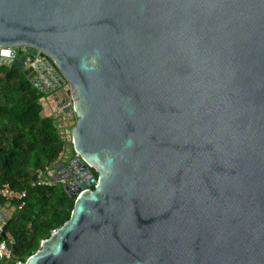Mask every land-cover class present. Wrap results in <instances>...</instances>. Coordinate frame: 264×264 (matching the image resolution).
<instances>
[{
	"label": "water",
	"instance_id": "water-1",
	"mask_svg": "<svg viewBox=\"0 0 264 264\" xmlns=\"http://www.w3.org/2000/svg\"><path fill=\"white\" fill-rule=\"evenodd\" d=\"M20 46L74 121L69 218L23 264H264V0H0Z\"/></svg>",
	"mask_w": 264,
	"mask_h": 264
},
{
	"label": "trees",
	"instance_id": "trees-1",
	"mask_svg": "<svg viewBox=\"0 0 264 264\" xmlns=\"http://www.w3.org/2000/svg\"><path fill=\"white\" fill-rule=\"evenodd\" d=\"M43 97L15 64H0V188L7 184L25 192L20 209L0 198V207H15L5 230L13 239L10 258L2 257L0 264L24 263L69 218L73 206L60 183L34 184L35 171L58 161L66 145L55 119L42 115Z\"/></svg>",
	"mask_w": 264,
	"mask_h": 264
},
{
	"label": "built area",
	"instance_id": "built-area-1",
	"mask_svg": "<svg viewBox=\"0 0 264 264\" xmlns=\"http://www.w3.org/2000/svg\"><path fill=\"white\" fill-rule=\"evenodd\" d=\"M19 57H22L25 61H26V65L27 66H34L35 63H38L40 61H42L43 59H45V56H41L40 52L37 51V54L35 56H31L29 53H27V47L26 46H20L17 48H6V49H0V64H6L4 63L5 61H13V60H17ZM46 60V59H45ZM42 103V102H41ZM50 113V117H53L55 119V124L58 126L59 128V132L61 130V127L58 123L59 120H63V121H67L66 119L63 118V113L61 112L60 109H58L56 112H49ZM70 122V121H69ZM61 134V132H60ZM62 136V134H61ZM62 138L66 141V145L67 146V139H65L64 136H62ZM70 142H71V138L69 137ZM64 147V149H65ZM63 149V150H64ZM64 154L63 151L62 153H60L59 157H58V161H56L55 163L51 164L50 166H48L47 168H45V170H39L37 169L35 171V176H36V180L34 182L35 185H45V186H52L55 183H60L61 185L70 182V178L67 176V171L66 170H62L60 172V177L58 176V170H54V166H56L60 161L64 162L63 167L66 166V164L68 163L63 161ZM53 171H55V174H53ZM25 197V192L24 191H15L12 190L7 184H4L1 188H0V198L4 199L6 202H17L18 206L16 207L17 209H20L23 206V202L22 200ZM13 211L15 209V207H12ZM13 243V239L11 237V235L6 234L5 233V237L3 239L0 240V253H1V258L5 257V258H10V249L9 246ZM15 264H23L20 261H17Z\"/></svg>",
	"mask_w": 264,
	"mask_h": 264
},
{
	"label": "rangeland",
	"instance_id": "rangeland-1",
	"mask_svg": "<svg viewBox=\"0 0 264 264\" xmlns=\"http://www.w3.org/2000/svg\"><path fill=\"white\" fill-rule=\"evenodd\" d=\"M60 127H61V134L62 136L65 137V139H67V146L65 147V149L63 150V158L62 160L67 162L68 160H70L71 158H73V154H72V147H71V142H70V130L74 125V121L69 122V121H63V120H59L58 121ZM12 210V209H11ZM13 211H11L12 214Z\"/></svg>",
	"mask_w": 264,
	"mask_h": 264
},
{
	"label": "crops",
	"instance_id": "crops-1",
	"mask_svg": "<svg viewBox=\"0 0 264 264\" xmlns=\"http://www.w3.org/2000/svg\"><path fill=\"white\" fill-rule=\"evenodd\" d=\"M42 106H44L43 107V111H42V115H48V113L50 112L49 107L45 103H43V102H42ZM53 174H55V171H53ZM5 208L6 207H0V211L3 214H6L7 215V211H5ZM7 209L10 210V208H7ZM10 212H11V210H10Z\"/></svg>",
	"mask_w": 264,
	"mask_h": 264
}]
</instances>
